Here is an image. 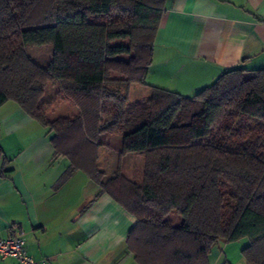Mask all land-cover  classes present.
Wrapping results in <instances>:
<instances>
[{"label":"trees","instance_id":"obj_1","mask_svg":"<svg viewBox=\"0 0 264 264\" xmlns=\"http://www.w3.org/2000/svg\"><path fill=\"white\" fill-rule=\"evenodd\" d=\"M164 2L0 0V105L53 131L71 171L135 217L137 264H211L215 243L241 238L246 263L264 264V70L231 68L192 96L149 85L130 101L132 84L148 85ZM46 44L41 66L26 49ZM101 144L141 154L140 174L102 182Z\"/></svg>","mask_w":264,"mask_h":264},{"label":"crops","instance_id":"obj_2","mask_svg":"<svg viewBox=\"0 0 264 264\" xmlns=\"http://www.w3.org/2000/svg\"><path fill=\"white\" fill-rule=\"evenodd\" d=\"M234 67L264 70V0H165L145 91L192 96ZM52 135L16 102L0 105V238L19 231L45 264H137L126 244L135 217L83 168L71 171ZM137 161L140 172L141 154L101 144L95 164L105 182L117 169L130 177Z\"/></svg>","mask_w":264,"mask_h":264},{"label":"rangeland","instance_id":"obj_3","mask_svg":"<svg viewBox=\"0 0 264 264\" xmlns=\"http://www.w3.org/2000/svg\"><path fill=\"white\" fill-rule=\"evenodd\" d=\"M26 52L37 64L41 66L47 65L50 61L53 60L52 47L50 44L28 47L26 49ZM110 74L111 77H121V75H119L116 72H111ZM145 88L146 87H144L141 84L134 83L132 89H129V100L137 101V100L146 99L150 95V92L145 91L146 90ZM126 160L127 159H124L123 162L124 168L126 165L125 164ZM138 162L139 161L132 164L133 172L131 173L130 176L132 178H135L140 174L138 170L140 164L138 165ZM247 243H248L247 238H241L234 241H225V240L218 241L211 247V252L209 255L210 263L211 264H247L242 255V249Z\"/></svg>","mask_w":264,"mask_h":264},{"label":"built area","instance_id":"obj_4","mask_svg":"<svg viewBox=\"0 0 264 264\" xmlns=\"http://www.w3.org/2000/svg\"><path fill=\"white\" fill-rule=\"evenodd\" d=\"M0 256L3 259H12L17 264H45V260H35L27 253L25 241L19 231L0 238Z\"/></svg>","mask_w":264,"mask_h":264}]
</instances>
